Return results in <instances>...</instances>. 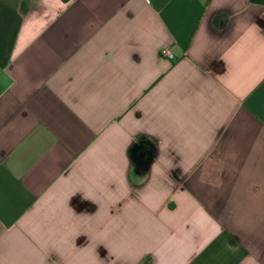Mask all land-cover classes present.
<instances>
[{
  "label": "crops",
  "instance_id": "1",
  "mask_svg": "<svg viewBox=\"0 0 264 264\" xmlns=\"http://www.w3.org/2000/svg\"><path fill=\"white\" fill-rule=\"evenodd\" d=\"M0 264H264V0H0Z\"/></svg>",
  "mask_w": 264,
  "mask_h": 264
},
{
  "label": "built area",
  "instance_id": "2",
  "mask_svg": "<svg viewBox=\"0 0 264 264\" xmlns=\"http://www.w3.org/2000/svg\"><path fill=\"white\" fill-rule=\"evenodd\" d=\"M161 55L164 57H171L170 51L168 49H162Z\"/></svg>",
  "mask_w": 264,
  "mask_h": 264
}]
</instances>
